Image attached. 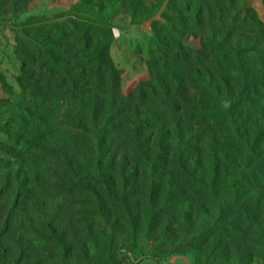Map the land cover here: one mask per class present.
I'll list each match as a JSON object with an SVG mask.
<instances>
[{
    "label": "trees",
    "instance_id": "16d2710c",
    "mask_svg": "<svg viewBox=\"0 0 264 264\" xmlns=\"http://www.w3.org/2000/svg\"><path fill=\"white\" fill-rule=\"evenodd\" d=\"M126 5L140 11L137 23H152L156 47L140 105L122 92L108 26L75 17L38 29L35 52L21 41L37 69L22 77L19 104L0 100V140L23 147L17 164L0 163V200L21 195L32 172L56 169L61 186L93 185L104 223L106 206L119 205L134 240L144 226L169 252L192 248L216 264L264 259V22L240 0H170L160 19L147 0ZM59 135L80 140L84 162L48 147ZM137 197L140 220L129 205Z\"/></svg>",
    "mask_w": 264,
    "mask_h": 264
},
{
    "label": "rangeland",
    "instance_id": "374dc122",
    "mask_svg": "<svg viewBox=\"0 0 264 264\" xmlns=\"http://www.w3.org/2000/svg\"><path fill=\"white\" fill-rule=\"evenodd\" d=\"M126 1L0 0V100L19 104L24 97L22 77L36 73L37 66L28 61L31 53L27 57L21 53V41L26 40L30 52H35V43L42 40L38 29L65 24L76 17L111 29L113 44L110 60L121 73L123 94L137 103V87L150 81L148 65L156 54V47L152 23H137L140 11L134 17ZM169 1L147 0V5H152L160 19ZM240 1L243 6L254 10L264 22V0ZM5 3L8 5L5 6ZM190 43L200 47L201 39H192ZM75 138L74 135H59L47 145L62 151L67 157L79 154L75 163H82V155L74 151L76 144H81ZM19 144L37 145L27 139L25 142L19 141ZM0 148L11 155L7 159L0 158V163L12 159L17 164L18 159L14 155L23 147L17 149L15 145L7 144L6 140H0ZM124 157V153L120 155L116 169L121 166ZM55 171L53 169L52 173L43 176L34 171L29 179H24L26 182L21 195L1 198L0 212L4 221L0 230L4 235L0 241V264L218 263L209 261L207 253L192 248L179 250L175 246L169 252L162 248L165 241L158 240L160 235L147 236L149 233L144 226H139L134 240L122 219L123 212L119 205L111 202L106 206L105 214L110 223H104L98 216V198L101 199V196L93 185L76 181L71 183L68 179L61 186L54 176ZM116 184V195L122 198V185L117 181ZM129 205L135 215L138 209L140 214L139 197L129 201ZM250 264H264V259H254Z\"/></svg>",
    "mask_w": 264,
    "mask_h": 264
}]
</instances>
